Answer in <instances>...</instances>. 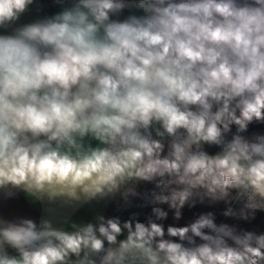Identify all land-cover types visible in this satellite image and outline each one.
<instances>
[{
  "label": "clouds",
  "instance_id": "9594fccd",
  "mask_svg": "<svg viewBox=\"0 0 264 264\" xmlns=\"http://www.w3.org/2000/svg\"><path fill=\"white\" fill-rule=\"evenodd\" d=\"M0 264H264V0H0Z\"/></svg>",
  "mask_w": 264,
  "mask_h": 264
}]
</instances>
